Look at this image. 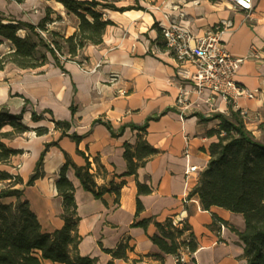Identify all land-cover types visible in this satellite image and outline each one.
Returning a JSON list of instances; mask_svg holds the SVG:
<instances>
[{"label":"crops","instance_id":"obj_1","mask_svg":"<svg viewBox=\"0 0 264 264\" xmlns=\"http://www.w3.org/2000/svg\"><path fill=\"white\" fill-rule=\"evenodd\" d=\"M134 3L135 0H120L117 5ZM138 3L142 9H103L104 18L112 23L106 26L102 42L88 44L74 60L62 62L65 71L48 52L47 62L40 67L22 69L8 64L0 70V107L5 106L8 114H18L24 108L21 122L28 127L24 133L3 139L8 147L20 149L21 153L13 155L8 164L0 163V170L19 174L25 183L45 144H50L43 158L44 176L32 185L19 187L23 188L22 199L28 201L42 229L51 232L64 223L62 198L57 194L55 181L66 156L77 166L83 165L87 157L92 172L102 167L107 174L97 175L95 182L106 188L111 183L120 185L118 202L113 192L96 198L83 189L72 167L66 170L75 187L77 232L81 236L78 252L96 257V264H175L174 256L162 252L150 239L158 234L153 221L163 222L173 216L187 220L191 226L198 243L190 256L195 264H245L242 241L227 226L221 229L212 213L238 230L244 227L242 215L221 207L207 211L196 197H187L198 173L207 165L208 146L215 140L206 136V131L217 123L200 121L195 114L206 118L215 112L226 113L228 103L220 97L206 102L209 94L205 91L191 93L185 110L176 106L183 83L176 76L173 56L160 48L161 41L156 38L159 28L170 20L182 21L194 38L203 36L221 20H231L232 26L220 33L230 53L246 56L254 47L263 55L260 61L247 59L240 65L236 81L256 93L253 98H237L234 105L246 110L247 128L264 142V134L257 136L258 126L264 123V0H252L250 12L232 8L225 0H138ZM42 6L31 18L20 12L17 18L36 24L49 8L53 21L47 24V32L69 36L76 30L78 18L60 2L43 0ZM6 11L4 2H0V12ZM3 40L8 41L0 35V46ZM92 68L95 70L91 71ZM45 109L52 115L44 113ZM31 112L43 113L44 118L34 121ZM51 116L68 121V133L81 136L80 142L76 144L68 136H61L49 120ZM98 118L110 122L116 135L104 124H94ZM144 124L143 134L129 127ZM36 127H46L47 132L36 135L33 131ZM11 129L4 124L1 131ZM138 135L157 153L137 169L136 175H127L123 144H135ZM191 164L198 166V173L185 176V169ZM137 182L149 186L151 192L138 195ZM3 185L0 183V188ZM137 198L143 209L136 215ZM2 201L15 198L6 197ZM144 218L152 219L146 228L133 225ZM125 238L130 247L127 259H112L105 250L115 249Z\"/></svg>","mask_w":264,"mask_h":264},{"label":"trees","instance_id":"obj_2","mask_svg":"<svg viewBox=\"0 0 264 264\" xmlns=\"http://www.w3.org/2000/svg\"><path fill=\"white\" fill-rule=\"evenodd\" d=\"M64 8L76 15L78 24L76 30L69 36L55 31H48L51 35L50 43L43 39L39 30H47V24L53 20L50 9L36 24L20 19H8L0 12V35L5 37L12 45L10 51L0 54V70L8 63L22 69H34L47 62L48 52L54 63L63 71L62 62L74 60L78 53L88 44L97 45L102 42V36L107 25L112 22L104 18L103 9L124 11L128 9H142L138 0L127 6H118L120 0H55ZM5 20V22H4ZM19 31H24L23 35ZM61 41H60V40ZM161 31L156 40H159L161 49H166ZM39 47L43 51H39ZM74 112V107L71 105ZM24 108L18 114H8L6 107H0V163L8 164L13 155L21 153L20 149L8 147L3 139H10L28 131L22 122ZM52 115L48 109L44 113ZM200 121L216 120V126L206 131V136L215 137L208 146L209 160L206 167L198 173L197 182L189 191L188 199L196 197L202 209L210 211L212 207H221L234 213L241 214L244 227L238 230L225 220L212 213L214 221L227 226L236 233L243 243L242 258L245 264H264V142L259 141L246 126L244 116L239 109L228 105L226 113L215 112L210 117L195 114ZM44 118L43 113L31 112L34 121ZM54 128L60 130L61 136H68L76 144L81 136L68 133V121L49 119ZM93 123H102L115 136L116 132L110 122L95 119ZM4 124L11 126L10 131H1ZM264 127V123L259 125ZM132 129L145 132L146 125H129ZM120 128L119 133L123 130ZM36 135L47 132L46 127L33 129ZM50 144H45L44 150L36 162L32 174L24 183L21 176L0 170V264H96L97 258L81 255L78 244L81 236L77 232L79 217L76 212L74 199L75 187L66 176L70 166L74 175L79 179L83 189L92 192L96 198H101L105 192L115 194L118 202L120 185L112 184L109 188L97 186L95 177L104 176L107 172L98 166L95 172L91 171V162L85 157V163L77 166L67 156L59 170V177L55 181L57 194L62 198L61 217L63 225L51 232L42 229V226L31 210L26 199H22V185H32L36 179L44 176L43 158ZM123 157L127 164V175H136L137 169L157 153L143 138L138 135L135 144H123ZM79 151V150H78ZM97 163V158H94ZM151 188L146 184L137 182V194H149ZM6 197H14L15 201L3 202ZM143 209L139 198L136 199V215ZM152 221L144 218L134 222V226L146 228ZM158 234L150 237L165 254L176 256L180 247H185L192 254L198 246L196 237L187 220H181V226H173L171 217L163 222L153 221ZM128 238L120 241L115 249L105 250L112 259H127L129 249ZM163 258L160 257V262ZM191 261L195 264V259ZM111 262V261H110ZM109 262V263H110ZM135 262V261H134ZM175 264H188L176 261Z\"/></svg>","mask_w":264,"mask_h":264},{"label":"built area","instance_id":"obj_3","mask_svg":"<svg viewBox=\"0 0 264 264\" xmlns=\"http://www.w3.org/2000/svg\"><path fill=\"white\" fill-rule=\"evenodd\" d=\"M232 8L250 12L252 10V0H225ZM232 21L221 20L211 28L207 29L203 36L194 38L191 36L188 27L182 21H169L160 27L161 35L165 43L166 50L171 53L175 60L176 76L183 85L180 87L176 98V106L185 110L187 101L190 100L191 93L201 94L208 92L206 102H212L220 97L231 105L233 109H239L243 116L246 110L236 107L234 102L239 97L253 98L256 90H250L238 83L235 79L240 65L247 59L260 61L263 59L261 51L252 47L246 56H237L226 48L220 37V33L225 28L232 26ZM39 34L50 43L46 37L47 30H39ZM51 44V43H50ZM52 46V44H51ZM98 65H96L97 67ZM95 70L92 68L91 71ZM186 86L189 89H186ZM125 94L124 91L120 92ZM227 112V111H226ZM185 156L188 154V144L184 150ZM197 165H188L185 169V176L198 173ZM173 226H181L179 216L171 217ZM224 224L219 222V227L224 228ZM191 254L185 247H180L174 256L175 261L189 263Z\"/></svg>","mask_w":264,"mask_h":264},{"label":"rangeland","instance_id":"obj_4","mask_svg":"<svg viewBox=\"0 0 264 264\" xmlns=\"http://www.w3.org/2000/svg\"><path fill=\"white\" fill-rule=\"evenodd\" d=\"M0 2H4V6L6 7L7 11L6 13L3 14L8 19H12V18L18 19L17 14H19V12L25 14L26 17L31 18L30 15L37 14V10L40 9V6L43 7L42 6L43 0H0ZM23 33L24 31H19L20 35H23ZM50 36L51 35L47 32L46 37L49 40L51 38ZM11 48H12L11 43L9 41L3 40L2 45L0 46V53L1 54L6 53L10 51ZM40 50L43 51L44 49L39 47V51ZM258 129H260V132L257 134V136L260 137L262 134H264V127L258 126ZM188 264H194V263L190 259Z\"/></svg>","mask_w":264,"mask_h":264}]
</instances>
